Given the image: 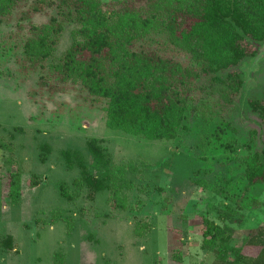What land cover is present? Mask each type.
<instances>
[{
	"label": "rangeland",
	"instance_id": "rangeland-1",
	"mask_svg": "<svg viewBox=\"0 0 264 264\" xmlns=\"http://www.w3.org/2000/svg\"><path fill=\"white\" fill-rule=\"evenodd\" d=\"M53 17L60 19L55 8L21 22L26 29L18 39L16 15L0 25V40L6 39L0 59L12 47L5 65L0 63V242L10 235L15 243L14 249L0 244V264L211 263L215 255L200 249L201 215L214 218L212 205L219 203L244 207L232 237V245L240 247L245 229L264 225V185L242 195L244 182L235 160L245 154L240 144L247 141L248 131H263L247 100L263 97L264 44L255 57L233 68L244 81L230 116L236 135L226 131L217 137L216 121L206 123L199 114H189L187 129L176 140L151 141L107 128L101 106L91 105L77 88L53 93L40 86V76L51 77L50 64L68 48L72 25H64L44 70L20 72L16 61L22 50L15 44L26 37L29 23L39 26ZM92 138L102 141L114 164L133 162L137 167L125 211L113 208L107 192L92 198L84 189L71 200L60 196L61 186L69 195L74 192L72 182L78 177L77 170H66L61 152L76 149L88 159L86 143ZM41 145L50 148L44 161ZM15 172L21 174L18 204L11 203L8 192L9 175ZM200 179L206 188L192 184ZM217 189L223 190L221 196ZM238 199L241 203L235 204ZM144 222L148 229L139 235L135 227Z\"/></svg>",
	"mask_w": 264,
	"mask_h": 264
},
{
	"label": "trees",
	"instance_id": "trees-1",
	"mask_svg": "<svg viewBox=\"0 0 264 264\" xmlns=\"http://www.w3.org/2000/svg\"><path fill=\"white\" fill-rule=\"evenodd\" d=\"M51 8L60 19L53 17L39 26L29 23L26 37L15 44L22 50L16 61L20 72L44 70L64 25H72L68 48L49 66L51 77L40 76L43 89L65 93L77 88L91 105L101 106L107 128L146 140H176L187 129L189 114H199L206 123L216 121L217 137L226 131L237 134L230 116L244 81L233 68L255 57L264 44V0H0V25L16 15L18 39L26 29L21 22ZM2 40L6 39L0 40V49ZM10 50L11 46L1 64L11 56ZM247 106L263 131L250 129L247 141L240 144L245 154L235 159L244 182L242 195L264 185V86L262 99L247 100ZM49 150L48 145L40 146L41 161ZM86 152L88 159L76 149L61 152L66 170H77L78 177L72 182L74 196L63 186L60 196L71 200L84 189L92 198L107 192L113 208L127 210L135 163L114 164L97 138L87 141ZM192 184L207 187L204 179ZM222 191L217 189V194ZM8 192L11 203L18 204L19 172L9 175ZM0 197L4 198L1 189ZM212 209L214 218L201 215L200 249L215 259L199 264H264V225L245 229L242 245L236 247L232 237L244 207L219 203ZM137 225L139 235L148 229V223ZM0 244L14 249V238L8 235Z\"/></svg>",
	"mask_w": 264,
	"mask_h": 264
}]
</instances>
